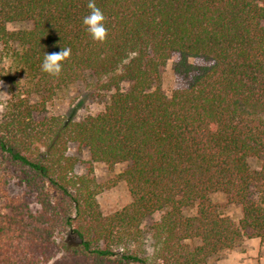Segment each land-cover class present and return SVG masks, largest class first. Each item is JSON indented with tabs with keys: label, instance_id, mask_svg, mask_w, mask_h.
Here are the masks:
<instances>
[{
	"label": "trees",
	"instance_id": "obj_1",
	"mask_svg": "<svg viewBox=\"0 0 264 264\" xmlns=\"http://www.w3.org/2000/svg\"><path fill=\"white\" fill-rule=\"evenodd\" d=\"M93 2L102 43L83 25L89 0H0V264H202L245 236L264 246V205L251 198H264V0ZM61 47L71 52L60 75L42 72L44 52ZM173 54L185 86L166 93ZM88 76L109 93L100 112L33 118ZM70 142L126 164L112 181L124 182L126 205L98 210L99 187L76 174ZM213 193L240 207L238 222ZM159 211L152 257L141 255L131 246Z\"/></svg>",
	"mask_w": 264,
	"mask_h": 264
},
{
	"label": "rangeland",
	"instance_id": "obj_2",
	"mask_svg": "<svg viewBox=\"0 0 264 264\" xmlns=\"http://www.w3.org/2000/svg\"><path fill=\"white\" fill-rule=\"evenodd\" d=\"M21 26L22 24H17L12 27L20 28ZM177 58L178 55L173 54L161 70V87L166 93L185 86L184 76L176 74L172 69ZM191 61L194 64H202L200 59H191ZM0 82H2L0 83L1 119L2 104L7 98V93L6 84L2 80ZM123 87H126V85ZM108 95V92L99 91L94 79L88 76L61 91L45 105L43 111L34 114L33 118L36 121H41L58 116L78 120L85 115L100 112L107 102ZM66 153L76 159L74 168L76 174L90 177L95 185L99 187L96 203L101 213L115 211L129 202L130 196L124 182L112 183L114 177L126 167V164L119 163L110 167L103 162L94 161L91 159L88 150L77 142L68 143ZM249 164L255 168L257 161L249 159ZM4 165L5 163L0 168L6 167ZM9 171H13V168H10ZM52 195H55V198H60L59 194L52 192ZM251 198L261 201L264 205V198L258 193L252 192ZM210 200L219 213L231 217L236 222L239 221L241 217L240 207L229 203L222 193L211 194ZM161 215L162 212L159 211L144 219L140 225L141 237L131 246L133 250L141 251V255L152 257L153 242L149 234V228ZM202 264H264V246L260 243L259 238L245 236L232 249L222 250L210 255Z\"/></svg>",
	"mask_w": 264,
	"mask_h": 264
},
{
	"label": "clouds",
	"instance_id": "obj_3",
	"mask_svg": "<svg viewBox=\"0 0 264 264\" xmlns=\"http://www.w3.org/2000/svg\"><path fill=\"white\" fill-rule=\"evenodd\" d=\"M87 7L91 11L83 18V25L86 26V31L94 41L102 43L107 36L105 16L103 12L96 7L93 0H89ZM70 52L71 50L66 47H61V51L59 52H44L43 61L41 63V71L50 76H59L62 71V62L70 56Z\"/></svg>",
	"mask_w": 264,
	"mask_h": 264
}]
</instances>
